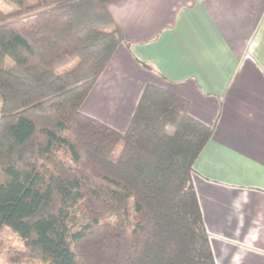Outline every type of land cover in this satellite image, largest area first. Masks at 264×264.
I'll list each match as a JSON object with an SVG mask.
<instances>
[{
	"label": "trees",
	"instance_id": "1",
	"mask_svg": "<svg viewBox=\"0 0 264 264\" xmlns=\"http://www.w3.org/2000/svg\"><path fill=\"white\" fill-rule=\"evenodd\" d=\"M7 1L0 230L44 264H215L192 181L212 129L152 84L122 132L80 110L123 41L121 0Z\"/></svg>",
	"mask_w": 264,
	"mask_h": 264
},
{
	"label": "crops",
	"instance_id": "2",
	"mask_svg": "<svg viewBox=\"0 0 264 264\" xmlns=\"http://www.w3.org/2000/svg\"><path fill=\"white\" fill-rule=\"evenodd\" d=\"M81 112L124 131L152 84L212 129L192 181L215 264H264V0H121Z\"/></svg>",
	"mask_w": 264,
	"mask_h": 264
},
{
	"label": "rangeland",
	"instance_id": "3",
	"mask_svg": "<svg viewBox=\"0 0 264 264\" xmlns=\"http://www.w3.org/2000/svg\"><path fill=\"white\" fill-rule=\"evenodd\" d=\"M11 10H13V5L10 2L0 0V11L9 12ZM83 103L80 106L81 110ZM0 263L44 264V261L38 254L30 253L15 232L8 227H2L0 230Z\"/></svg>",
	"mask_w": 264,
	"mask_h": 264
}]
</instances>
